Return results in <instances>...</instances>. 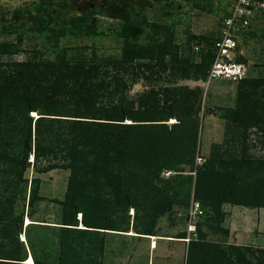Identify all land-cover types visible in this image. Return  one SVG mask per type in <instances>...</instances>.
Masks as SVG:
<instances>
[{"label":"trees","instance_id":"1","mask_svg":"<svg viewBox=\"0 0 264 264\" xmlns=\"http://www.w3.org/2000/svg\"><path fill=\"white\" fill-rule=\"evenodd\" d=\"M153 1L160 14L149 21L144 7L152 2L130 0L125 12H116L121 26L115 32L98 30V16L105 15L99 5L71 14L70 4L34 0L13 9L15 15L26 14L22 22L6 20L5 9L0 6V36L4 37L0 40V56L20 51L22 41L29 35L40 39L41 44L32 49L27 60L7 63L8 68H2L0 62V181L10 191L0 199V221H5L0 228V264H29L24 262L28 254L33 264H42L30 236L25 234L28 253L24 241L17 237L22 231L13 229L16 222L22 226L23 209H15L12 200L22 195L25 201L24 185L30 184L29 207L41 199L40 178L24 176L31 155L38 173L56 168L69 170L61 201L62 221L57 226L62 234L61 247L66 245L65 237L91 232L96 239L99 237L95 247L102 254L104 232L128 230L119 225L129 222V208L135 209L133 231L154 235L158 215L178 201L176 191L168 199L156 184L163 170L178 172L176 178L190 183L186 199L192 191V200L216 202L218 209L225 202L264 207V158L211 156L196 164L198 122L194 111L200 96L198 87L152 89L150 94H139L136 101L128 100L127 82L123 76L118 78L119 73L132 68L135 78L141 65L155 71L153 64L135 63L136 60H155L163 70L187 78L191 70L195 76H206L214 58L211 48L201 50L195 64L179 57L172 34L182 18L176 11L181 0ZM184 1L191 3V9L214 11V0ZM228 14L224 9L222 19ZM161 31L165 37L158 43ZM104 34L121 41L118 58L104 59L94 53V41ZM82 36L93 40L89 58L72 56L70 51L76 46L63 44V39ZM167 56L170 65L165 63ZM236 60L244 61L238 56ZM108 66L115 72H110ZM263 83L264 78L240 79L236 105L226 110L227 119L242 130L244 138L252 126L264 133V95L256 96ZM159 94L165 98L162 105L157 99ZM33 111L38 114L36 118L30 115ZM169 118L176 122L168 125L164 121ZM127 119L132 122H125ZM43 160L46 164L38 166ZM185 168L194 176L184 175ZM78 201L91 206V217L89 208H79ZM77 212L81 213L82 228L78 226ZM188 246L186 264H264V248L224 245L202 237L191 240ZM94 260L88 256L85 262L102 264ZM51 264L68 263L61 257Z\"/></svg>","mask_w":264,"mask_h":264},{"label":"rangeland","instance_id":"2","mask_svg":"<svg viewBox=\"0 0 264 264\" xmlns=\"http://www.w3.org/2000/svg\"><path fill=\"white\" fill-rule=\"evenodd\" d=\"M24 1L28 0H0V4L8 7L4 10L5 19L14 18L18 22L25 21L26 14L24 12L19 15L13 13V8ZM68 1L71 3V14H79L81 10H86L91 5L99 3L111 10L110 0ZM117 4L125 10L126 6L122 1H117ZM224 9L238 15L234 31L235 53L244 60L240 62L244 65L245 77L264 78V0H214L212 13L191 9L190 2L181 0L176 11L182 18L172 34V39L178 46L179 57L190 60L191 64L200 60L201 50H209L221 35ZM145 12L151 20L156 14H159L158 6L153 3L152 6L145 7ZM112 13L107 17L99 16V31L115 32L120 28L121 22L113 10ZM164 37L165 32L161 31L157 37L158 43ZM10 38L12 37H7V39ZM3 39L4 37L0 36V40ZM92 43L93 40L85 36L63 39V44L76 46L70 51L74 57L89 58L92 55ZM94 43L96 56L104 59H115L120 56L122 45L115 36L104 34L102 39L97 38ZM40 45V39L37 37L31 35L25 37L20 51L0 56V62L3 63L1 67L8 68L10 66L7 63L27 60L32 49H38ZM196 46L199 49H196ZM43 57L48 56L41 55V58ZM154 61L149 59L135 61V63L144 65L153 64L154 72L141 65L137 77L132 76V70L135 69L129 68L127 72H120L118 78L123 76L126 80L125 93L128 100L133 101L139 98V94L148 93L152 89L162 90L172 86L198 87L200 89L199 100L195 103L194 111L198 122L196 164H202L206 158L211 156L221 159L231 157L240 159L243 156L264 158V133L256 126H252L247 129L244 138L242 130L236 129V126L227 119L226 110L236 105L240 80L223 77L208 79V73L206 76H195L192 70L187 78H181L179 75L171 74L169 69L163 70L158 64L155 65ZM165 63L166 65L171 64L170 56L166 57ZM109 69L110 72H115L111 66H108ZM256 93L257 97L264 95V83L257 88ZM157 99L160 105L165 100L163 94H159ZM30 115L36 118L38 114L33 111ZM125 122L132 121L127 119ZM164 122L171 125L176 122V119L169 118ZM28 161H30V165L24 176L28 179L40 178L39 194L41 199L34 207H29L27 196L30 184L29 182L27 185L22 184L26 189L25 201L22 195L17 201H12L15 209L18 211L23 209L24 216L22 226L20 227L19 222H16L13 229L15 232L22 231V234H17V237L18 240L24 241L28 253L30 251L29 242L26 240L25 234L30 236L34 251L42 264L55 263L61 257L68 264H87L85 261L88 256L95 260H101L102 264H186L189 242L201 237L205 241L220 242L224 245L233 243L241 247L264 248V221H261L259 217L250 218L249 222L240 220L236 226L230 224L232 218L230 215L235 214V208L245 207L258 210L264 209V207H246L225 202L218 209L216 202L201 203L197 200L200 209L195 214L191 207L192 191L189 193V198H185L190 191V183L176 178L178 172L173 170H163L156 184L163 192H166L165 197L168 199H170L171 193L176 191L178 201L175 200L171 209L158 215L152 231L154 235H149L152 237H145V235L133 231L135 209L129 208V222L119 225V228L128 230H107L104 232L102 236L105 248L102 254L95 247L98 245L99 237L96 239V236L91 232H77L74 237H65L66 245L61 247L62 234L57 226L62 221L61 201L65 197L69 170L56 168L38 173V167L33 166L32 155L29 156ZM44 164H46L45 160L38 163V166ZM182 173L194 176V172L188 171V168H185ZM3 185L0 181V199L10 193L4 189ZM171 201L173 200L171 199ZM78 204L79 208H89L88 216L91 217V206L88 203L84 206L83 201ZM76 218L79 228L84 227L80 212H77ZM4 222L0 221V228ZM182 235H184L183 238L178 237ZM12 243H15V240ZM24 262L33 264L31 254H28Z\"/></svg>","mask_w":264,"mask_h":264},{"label":"built area","instance_id":"3","mask_svg":"<svg viewBox=\"0 0 264 264\" xmlns=\"http://www.w3.org/2000/svg\"><path fill=\"white\" fill-rule=\"evenodd\" d=\"M237 19V13L235 14L231 11L222 20L223 29L221 30V35L211 46L214 58L208 69V79L223 77L240 80L245 77L244 65L236 60L237 53H235L236 40L234 31ZM196 49H199L198 46H196ZM191 207L196 214L200 209V204L197 200H191Z\"/></svg>","mask_w":264,"mask_h":264},{"label":"flooded vegetation","instance_id":"4","mask_svg":"<svg viewBox=\"0 0 264 264\" xmlns=\"http://www.w3.org/2000/svg\"><path fill=\"white\" fill-rule=\"evenodd\" d=\"M31 1H34V0H28V1H24V2H22L21 4H19V5H17V6H15L13 9H15L16 7H19V6H21V5H25V4H27V3H30ZM57 2H64V3H66V4H70L69 5V8H71V3L68 1V0H56ZM117 1H122L123 2V5L124 6H126V7H124L125 8V10L127 9V7H128V5H129V2H130V0H116V1H114V2H112L111 0L109 1V3H111L110 4V8H111V10L110 9H106V7L105 6H103L101 3H99V4H93V5H91L90 7H88L86 10H79L80 11V13L81 12H86V11H88L89 9H91L92 7H94V5H99V6H101V8H104V10H103V12H104V14L105 15H101L102 17H107V16H111V14H113L112 13V10H113V12L115 13V15H117V13L116 12H121V13H123V12H125V10L123 9V7L122 6H119V4H117ZM151 2H152V5H153V3H154V1L153 0H150ZM155 4V3H154ZM152 5H145V7H147V6H152ZM157 5V4H156ZM0 6L3 8V9H6V8H8V7H4L2 4H0ZM145 7H144V11H145ZM122 10V11H121ZM158 10H159V8H158ZM106 12H110V15H106ZM79 13V14H80ZM146 13V12H145ZM73 14H76V13H73ZM159 14H160V11H159ZM179 14V13H178ZM158 14H156L155 16H157ZM147 16V15H146ZM154 16V17H155ZM99 17V16H98ZM153 17V18H154ZM100 18V17H99ZM148 18V17H147ZM153 18L150 20L149 18H148V20L149 21H152L153 20ZM118 19V18H117ZM119 20V19H118ZM166 21H168V20H166Z\"/></svg>","mask_w":264,"mask_h":264},{"label":"crops","instance_id":"5","mask_svg":"<svg viewBox=\"0 0 264 264\" xmlns=\"http://www.w3.org/2000/svg\"><path fill=\"white\" fill-rule=\"evenodd\" d=\"M237 207V206H235ZM236 211H235V214H232L230 215V217H232L230 219V224L231 226L234 225L236 226L237 224H239L240 220H244V221H247L249 222V219H253L255 218L256 216L259 217V219L262 221H264V209L261 208V209H258V210H255V209H248V208H245V207H237L235 208ZM242 217V218H241ZM134 235V234H133ZM145 237H152V236H149V235H145ZM152 239V238H151ZM152 241V240H151ZM157 247V246H156ZM155 247V248H156ZM151 248H152V245H151ZM154 249V248H153Z\"/></svg>","mask_w":264,"mask_h":264}]
</instances>
